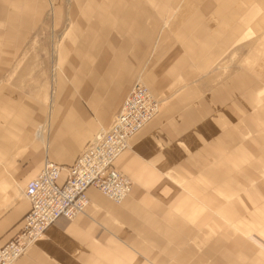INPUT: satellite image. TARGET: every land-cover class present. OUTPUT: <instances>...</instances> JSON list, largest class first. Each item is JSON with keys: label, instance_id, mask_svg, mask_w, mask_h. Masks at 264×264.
<instances>
[{"label": "crops", "instance_id": "0c3cea01", "mask_svg": "<svg viewBox=\"0 0 264 264\" xmlns=\"http://www.w3.org/2000/svg\"><path fill=\"white\" fill-rule=\"evenodd\" d=\"M2 1L5 0H0V16L6 12ZM18 1L21 3L13 4L24 6L23 25L28 23L33 10L37 16L46 9H51L53 15L58 12L55 0ZM167 3L172 4L171 0ZM253 4L251 0H182L179 7L172 5V10L167 12V24L161 27L155 42L157 53L150 65L143 68V77L146 76L154 91H160L166 98H160L156 117L131 140L128 150L114 163L116 170L132 180L131 195L116 206L104 202L97 190L91 188L87 193L88 212L72 221L57 220L14 264L167 263L177 254V248H225L234 241L239 248L243 246L244 258L250 259L255 251L254 241L260 249L258 260L252 259V264H264V67L258 69L259 59L251 54H264V45L261 47L258 38H252L258 25H264V19L254 14L255 8L262 6L261 0ZM143 5L145 9L149 3ZM13 12H9L10 18L17 14ZM142 26L146 29L145 21ZM135 28L128 31L134 32ZM242 31L246 34L241 40L236 32ZM137 38L138 49L128 50L126 54L132 63L129 69H123L120 61L114 66L102 64L97 71L85 59L86 102L93 103L87 99L88 94L93 95L94 103H102L107 94L117 91L111 101L117 100V104L124 95L117 111L120 110L133 85L132 77L139 70L140 57L145 54ZM238 42L242 43L238 45ZM113 44H107V51L116 50ZM236 50L238 55L231 59L233 65L226 66V56L232 51L234 56ZM75 56L73 63L80 67L83 65L80 56ZM114 69L116 81L107 76ZM52 106L49 123L55 113H61V106L55 102ZM67 115L73 116L74 110ZM21 118L28 124L23 128L29 135L27 139L42 144L46 155L50 153L51 136L47 127L42 134L29 117ZM108 118V114L102 115V120ZM14 119L10 124L19 122ZM16 127L12 125L6 131ZM80 128L71 141L65 138L67 150L63 160L68 163L47 160L72 165L91 133L88 127ZM28 173L24 175L27 177ZM5 181L0 174V246L19 231L30 207L24 189L21 191L17 184L15 195L13 188L6 189ZM236 199L241 200L236 202ZM101 203L104 206H98L102 210L97 211ZM109 218L121 224V232L118 227L116 235L123 246L108 238ZM217 255L219 262L225 260ZM231 255L235 253H230L226 260L234 262Z\"/></svg>", "mask_w": 264, "mask_h": 264}, {"label": "rangeland", "instance_id": "374dc122", "mask_svg": "<svg viewBox=\"0 0 264 264\" xmlns=\"http://www.w3.org/2000/svg\"><path fill=\"white\" fill-rule=\"evenodd\" d=\"M56 1L58 12L56 11L53 15L51 9H46L45 12L37 16L33 10L30 20L24 25L22 18L24 6H15L13 4V2H21L18 0L2 1L6 12L0 16V139L2 140V142L0 140V143H2L0 145V174L6 180V189L11 191V188H13L12 191L15 195L18 193V189L16 188L17 184L20 186V190L23 191L26 182L31 178H35V175L37 176L39 170L48 158L60 163H68V161L63 160V155L67 150V141L65 138H69L71 141V137L80 127L85 126L90 129V136L84 141L77 152L78 154L76 153L79 155L85 144L96 135L100 128L106 126L103 129H108L112 124L113 118L118 114L119 110L117 111V109L124 95L119 98L116 104L117 100H111H114L113 96L115 93L117 94V91L115 93L111 91L110 94H107L102 103H94L95 98H92L93 95L90 97V94H88L87 99L90 98L93 103L84 100L83 77L86 63L85 59H88L87 64L89 65L91 63L97 71V68L102 64L104 66L111 64L114 66L117 62L120 63V61L122 62L123 69H129L132 63L126 58L127 51L130 50L131 52L136 49V38L138 35L144 36L147 34V31H150L143 38H137L138 44L145 48V54L140 57L139 70L132 77V84L138 76L137 80H141L147 85L144 86L149 89L152 97L156 98L159 102L160 98H166L160 91H154L146 76L143 77V68L146 64L150 65L157 53V51L155 52V48L157 47V43L155 42L161 27L167 24L168 10L171 11L172 7L175 4L176 6L179 5L182 0H171L172 4L170 5L167 3L170 0L167 2L165 0H156L147 7L145 6V9L149 13L143 19L131 15L127 19H120L117 23L112 22V26L108 25L107 20L98 17L96 8L90 2L87 3L86 0L80 7L73 10L72 20L69 17V12L71 13L69 0ZM251 2H254L253 5H256L258 0H251ZM261 2L262 6H259V8L256 6V10H254V14L258 15V19H264V0H261ZM127 5L130 7L128 2L120 5V7L125 6L126 9L128 8ZM177 7H175V10ZM133 8L135 7L133 6ZM139 9H142V7H139ZM11 10L17 14L10 18L9 12ZM144 21L146 29L142 26ZM114 25H117L120 30H117ZM131 28H135L134 32L128 31ZM107 30H110L109 36ZM10 32H12L11 35L8 34ZM243 32H236L239 39L245 37L244 34L246 33L243 34ZM162 35L160 36L162 37ZM160 36L159 38H161ZM123 38H125V41L119 40ZM252 38H258V42H261L262 38L264 39V25H258V30L253 32ZM252 38L250 37L244 41ZM112 42L116 50L108 49L107 51V44H111ZM241 43L238 42V45ZM233 44L231 45L232 50L234 49ZM141 49L139 46L138 51ZM237 50L234 56L233 51L226 56L224 60L226 66L233 65L234 62L232 60L238 55ZM75 55L80 56L83 64L80 67L75 66L73 63L76 57ZM133 56L136 58L137 55L134 54ZM258 59L259 62L264 60L263 52L258 55ZM59 64L60 70L58 71L56 66ZM107 76H111V80L116 81V70L114 69L113 73L107 74ZM78 79L82 81H80L81 84L77 85ZM64 96L67 98H64ZM54 102L55 105L61 106V113L59 115L55 113L52 116V121L49 123L48 116L51 114L52 104ZM72 109L74 110V115L68 117L67 113ZM103 114H108L109 118L107 121L102 120ZM25 116L29 117L34 128L39 126L40 129H45L47 127V131L51 136L49 137V155H46L42 144L39 142L31 143L27 139L29 135L23 128L27 127L28 124L24 120H21V117L25 118ZM13 119L19 120V122L10 124ZM12 125L17 127L6 131V128L11 129L10 127ZM2 138L5 139L4 142ZM42 138L40 139L42 140ZM34 164H37V166L32 167ZM25 172H29L27 177L24 175ZM20 178H22L21 182L19 181ZM96 192L105 200L104 202L120 206L100 194L101 192ZM240 200L236 199L235 201L239 202ZM92 206L93 202H91ZM98 206H104V204L101 203ZM96 210L100 211L102 209L98 207ZM97 218L99 219V215ZM110 219L107 220L108 238L115 245L119 244L123 246L116 235L118 234L117 228L119 227L121 232L122 226L116 220ZM227 240H229V236L224 239L225 242ZM246 241L249 243V238ZM239 247L240 245L236 244L235 241L232 245L225 248H217V246H210L208 248L182 247L177 248V254L172 256L171 262H149L142 264H252L255 258H257L255 261L258 260L260 247L254 244V241L253 250L255 251H253L254 254L251 259L244 258V248L243 246L241 248ZM213 250L219 251L213 253ZM232 252L235 255H231V258L235 259V261L229 262L226 259ZM218 253L221 258L225 259L223 262H219ZM168 254L171 256L170 251H168ZM182 255L184 257H181ZM181 259H184V261L177 263V260Z\"/></svg>", "mask_w": 264, "mask_h": 264}, {"label": "built area", "instance_id": "2783aa9c", "mask_svg": "<svg viewBox=\"0 0 264 264\" xmlns=\"http://www.w3.org/2000/svg\"><path fill=\"white\" fill-rule=\"evenodd\" d=\"M159 107V101L137 80L110 128L89 142L72 165L46 160L24 188L30 207L19 231L0 246V264H13L58 219L72 220L83 213L89 187L116 203L122 202L132 182L114 168V162L127 147L128 139L156 116Z\"/></svg>", "mask_w": 264, "mask_h": 264}, {"label": "bare ground", "instance_id": "6f19581e", "mask_svg": "<svg viewBox=\"0 0 264 264\" xmlns=\"http://www.w3.org/2000/svg\"><path fill=\"white\" fill-rule=\"evenodd\" d=\"M49 2H51L52 0H48ZM87 1V3H91V5L92 6H94V8H96V10H97V13H98V17H100V18H103L104 20H107L108 21V25H113L112 23H110L111 21H115V20H117V19H121V18H128L129 16H131V15H133V17L134 16H137V18L138 17H144V16H147L148 15V11L146 10V9H144L143 8V4H144V2H148L149 3V5L150 4H152L153 2H155L156 0H86ZM55 2H57L56 0H55ZM69 2H70V6L71 7H69V9L71 8V13L69 12V17L71 18V20H72V14H73V10L74 9H77L78 7H80L84 2H85V0H69ZM126 2H128L129 3V5H130V7H128V5H127V7L128 8H126L125 9V6L124 7H120V5H122V4H126ZM119 5V6H118ZM132 6V7H131ZM133 6L135 7V8H133ZM139 7H142V9H139ZM123 8V9H122ZM134 9H135V11H134ZM76 14V13H75ZM115 28L117 29V30H119L116 26H115ZM108 31V34H110V30H107ZM260 45H264V40H261V42H260ZM261 46V47H262ZM251 54H253V57L254 58H256V59H258V55H259V53H255V52H253V53H251ZM260 63V65L258 66V69H260V68H262V67H264V60L263 61H261V62H259ZM243 67H245L244 65H242V68ZM246 68H250V66L249 65H247L246 66ZM245 68V69H246ZM56 69L59 71L60 70V64L59 65H57L56 66ZM56 79V78H55ZM141 83H143L142 81H140ZM143 86H144V84H142ZM145 87V86H144ZM146 88V87H145ZM147 89V92L151 95V93L149 92V89L148 88H146ZM264 92V91H263ZM152 96V95H151ZM263 97H264V95H263ZM160 108V107H159ZM115 118V117H114ZM113 118V119H114ZM151 122V121H150ZM150 122H148V123H150ZM148 123H146L145 124V126L148 124ZM111 126V125H110ZM110 128V127H109ZM144 128V127H143ZM142 128V129H143ZM46 129V128H45ZM45 129L44 128H41V132H42V134L44 133V131H45ZM141 129V130H142ZM106 129H103V130H101L100 132H98L94 137H93V139L90 141L91 143L92 142H94L95 141V139H96V137L97 136H99L100 135V133L101 132H104ZM140 130V131H141ZM139 131V132H140ZM138 132V133H139ZM137 133V134H138ZM137 134H135L134 136L132 135L131 136V138H129L128 139V141H127V147L125 148V150H123L119 155H118V157L121 155V154H123L126 150H128V148H129V146H130V142H131V140L135 137V136H137ZM40 136H42L41 135V133H40ZM87 149V146H85V148L82 150V152L79 154V155H81L85 150ZM117 157V158H118ZM117 158H116V160H117ZM115 160V161H116ZM115 163V162H114ZM44 165V164H43ZM43 167V166H42ZM115 168V167H114ZM118 172H120V171H118ZM121 174H123L122 172H120ZM125 177H127L125 174H123ZM128 178V177H127ZM129 180H131L130 178H129ZM131 182H132V180H131ZM133 187H134V184H133V182H132V188H131V190L129 191V193L126 195V197L122 200V202H120V203H116V202H114V201H112V202H114V203H116V204H118V205H121V203H123L124 201H126L127 200V198L131 195V193H132V191H133ZM91 188H94V187H89L88 189H87V191H86V196H87V199H88V204H87V207L84 209V212L83 213H81L80 215H78L77 217H79V216H81V215H84L86 212H87V209H88V207L90 206V199H89V197H88V195H87V193H88V190H90ZM94 189H96V188H94ZM97 191H99V192H101L100 190H98V189H96ZM104 195V194H103ZM105 196V195H104ZM107 197V196H106ZM108 198V197H107ZM27 199V198H26ZM109 199V198H108ZM28 200V199H27ZM77 217H75L74 219H76ZM74 219H72V220H74ZM59 220V219H58ZM72 220H70V221H72ZM56 222V221H55ZM54 224V223H53ZM46 232V231H45ZM45 234V233H44ZM44 234L38 239V240H36L33 244H35L37 241H39L41 238H43V236H44ZM24 254H26V252L24 253ZM23 254V255H24ZM22 255V256H23ZM15 263V262H14ZM13 263V264H14Z\"/></svg>", "mask_w": 264, "mask_h": 264}]
</instances>
